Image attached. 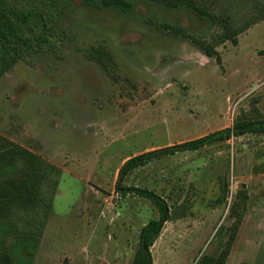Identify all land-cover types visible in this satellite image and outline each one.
I'll list each match as a JSON object with an SVG mask.
<instances>
[{"label":"rangeland","instance_id":"obj_1","mask_svg":"<svg viewBox=\"0 0 264 264\" xmlns=\"http://www.w3.org/2000/svg\"><path fill=\"white\" fill-rule=\"evenodd\" d=\"M65 6L60 28L76 33L67 57L17 62L0 79V134L62 169L34 264H132L144 225L159 217L137 193L118 192L124 162L241 120L264 119V18L238 43L218 46L221 64L189 38L163 31L165 18L190 33L218 30L191 7L133 0L128 13ZM244 24L264 0H199ZM223 178L227 182L225 200ZM125 186L154 190L171 218L151 248L153 264H200L234 235L226 264H264V133L232 136L138 167Z\"/></svg>","mask_w":264,"mask_h":264},{"label":"trees","instance_id":"obj_2","mask_svg":"<svg viewBox=\"0 0 264 264\" xmlns=\"http://www.w3.org/2000/svg\"><path fill=\"white\" fill-rule=\"evenodd\" d=\"M169 8L191 7L218 30L210 37L190 33L182 24L165 18L150 21L163 31L189 38L207 56L216 57L221 64L218 46L231 41L238 43L241 33L264 18V14L244 24H237L229 14L214 13L203 8L199 0H147ZM94 8H113L128 13L133 0H84ZM65 12L63 3L56 0H0V79L19 61L35 65L46 53L58 59L67 57L76 33L59 26ZM264 133V119L241 120L233 126L216 130L199 138L140 153L122 165L116 188L123 194L137 193L149 198L158 208L159 217L144 225L140 232L139 248L132 264H153L151 248L171 210L164 196L154 190L125 186L126 177L138 167L178 151L197 150L232 136ZM62 169L41 155L0 134V264H34L59 187ZM223 178L222 203L227 194ZM235 237L228 240L218 256H205L200 264H226Z\"/></svg>","mask_w":264,"mask_h":264}]
</instances>
